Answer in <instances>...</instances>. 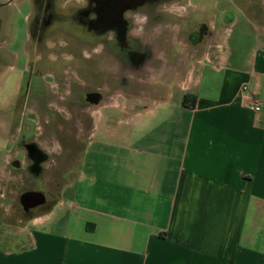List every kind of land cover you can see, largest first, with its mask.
<instances>
[{
  "label": "crops",
  "instance_id": "obj_1",
  "mask_svg": "<svg viewBox=\"0 0 264 264\" xmlns=\"http://www.w3.org/2000/svg\"><path fill=\"white\" fill-rule=\"evenodd\" d=\"M238 4L263 28L247 56L214 28L196 63L166 61L142 79L175 88L148 94L125 131L111 127L117 140L82 148L80 202L69 195L65 214L61 190L19 225L25 241H0V264H264V18ZM170 69L181 72L163 76Z\"/></svg>",
  "mask_w": 264,
  "mask_h": 264
},
{
  "label": "rangeland",
  "instance_id": "obj_2",
  "mask_svg": "<svg viewBox=\"0 0 264 264\" xmlns=\"http://www.w3.org/2000/svg\"><path fill=\"white\" fill-rule=\"evenodd\" d=\"M243 1L147 0L127 12L131 31L137 33L131 32L127 39L141 51L126 53L127 66H124V62L117 60L121 58L118 55L96 54L103 41L85 30V17L81 13L93 6L91 0H0V136L5 137L3 131L9 127H18L15 130H27L38 142L49 155L43 163L40 188L47 196H57L62 190L66 214L69 195L80 202L77 194L82 148L91 142L117 140L111 136V127L125 131L127 119L151 107L148 94L158 98L162 87L175 88L174 83L164 84L161 78L153 84L142 79L154 70L158 76L160 65L166 61L174 64L180 60L184 67L186 63H196L197 59H192L196 48H205V40L214 28L228 34L231 46L241 47L242 57L247 56L263 28L259 26L256 30L245 21L238 4ZM250 1L252 5L247 9L253 14L256 9V17L264 18V5L260 9L256 5L259 0ZM147 16L150 21H142ZM144 51L151 53L150 69L133 63ZM116 64L114 77L111 71ZM180 70L170 69L163 76H179ZM209 71L210 66L206 76ZM84 83H88L86 88ZM95 83L101 86L104 98L95 114L82 118L79 100L85 92L98 87ZM158 86L160 90H155ZM95 156L98 157L92 149L88 158L92 161ZM12 157L9 151L0 152V175L4 179L0 178V184L8 188H13L8 179L15 177V171L7 164ZM88 172L94 173V161ZM69 180L72 187L65 183ZM61 212L62 209L57 217ZM73 217L72 214L71 221L76 222ZM17 228L7 224L3 230L8 232H2L0 241H25V237L16 234Z\"/></svg>",
  "mask_w": 264,
  "mask_h": 264
},
{
  "label": "flooded vegetation",
  "instance_id": "obj_3",
  "mask_svg": "<svg viewBox=\"0 0 264 264\" xmlns=\"http://www.w3.org/2000/svg\"><path fill=\"white\" fill-rule=\"evenodd\" d=\"M91 1L93 6L86 8L81 13L85 17L83 23L85 30L88 33L91 32L93 36L101 37L103 41V44L96 50V54L118 55L121 58L117 60L121 64L124 62L123 65L126 64L127 66L125 54L133 53L135 49L136 51L139 50L134 43H131L130 39H127L132 32L131 21L127 17V12L139 7L147 0ZM144 20L150 21L149 16L145 19L142 18V21ZM157 20L161 21L162 19ZM132 34L137 35L133 32ZM140 54L141 57L138 56L137 60L133 59V63H136V65L142 64L141 66L144 67L149 63L151 53L144 51ZM117 69L118 64L111 71L114 77L117 74ZM87 84L84 83V88L87 87H85ZM95 84L98 87L85 92L79 100L82 107L80 110L82 118L83 116H89L90 118L95 114L98 105L104 98L101 93V86L98 83ZM84 125V120H82V127ZM12 128L9 127V130L3 131L6 132L5 137L0 136V152L9 151L12 154L13 157L7 164L15 171V177L8 179L11 181L13 188H8L4 183L0 184V237L3 231L8 232L6 229L3 230L7 224L17 228L18 224L31 221L39 212L45 210L55 197L54 194L47 196L39 184L40 181H43V163L48 160L49 155L40 148L38 142L30 136L31 134L27 130L21 129L18 131L15 130L18 127ZM1 176V180L4 181Z\"/></svg>",
  "mask_w": 264,
  "mask_h": 264
},
{
  "label": "trees",
  "instance_id": "obj_4",
  "mask_svg": "<svg viewBox=\"0 0 264 264\" xmlns=\"http://www.w3.org/2000/svg\"><path fill=\"white\" fill-rule=\"evenodd\" d=\"M196 101V96H192L190 94H186L184 97L183 104L188 107L194 106V102Z\"/></svg>",
  "mask_w": 264,
  "mask_h": 264
},
{
  "label": "built area",
  "instance_id": "obj_5",
  "mask_svg": "<svg viewBox=\"0 0 264 264\" xmlns=\"http://www.w3.org/2000/svg\"><path fill=\"white\" fill-rule=\"evenodd\" d=\"M243 90H245V91L248 90V86L247 85H244L243 86ZM258 109H260V107H258Z\"/></svg>",
  "mask_w": 264,
  "mask_h": 264
}]
</instances>
